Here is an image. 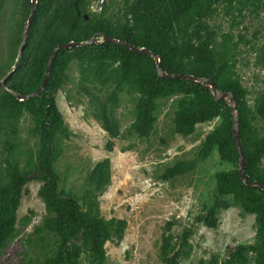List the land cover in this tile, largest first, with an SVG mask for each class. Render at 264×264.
I'll list each match as a JSON object with an SVG mask.
<instances>
[{
  "label": "rangeland",
  "instance_id": "rangeland-1",
  "mask_svg": "<svg viewBox=\"0 0 264 264\" xmlns=\"http://www.w3.org/2000/svg\"><path fill=\"white\" fill-rule=\"evenodd\" d=\"M132 2L93 0L88 12L130 26ZM35 5L27 28L31 0H0V93L27 73L26 48L45 39L44 17L33 25ZM206 23L215 47L231 56L229 69L246 90L250 122L258 136L264 135V0H223ZM206 36L200 28L186 37L197 44ZM100 43L97 37L84 44L87 55L69 61L66 79L54 94L63 119L53 164L59 189L73 194L110 231L100 260L83 245L82 232L69 239L62 249H75L76 255L68 264H168L171 257L176 264H264V235L256 215L243 210L242 199L228 185L218 188L215 173L233 169L231 163L212 149L192 170L173 177L165 173L180 160L199 158L204 136L220 120L198 124L187 135L177 133L172 120L182 97L177 94L154 100L152 127L139 136L134 123L144 98L119 82V61L95 63L92 55ZM32 127L25 109L11 121L0 112V175L10 162L20 171L36 164L40 145ZM39 188L32 179L25 184L14 234L0 245V264L67 261L45 227L52 214Z\"/></svg>",
  "mask_w": 264,
  "mask_h": 264
},
{
  "label": "trees",
  "instance_id": "trees-1",
  "mask_svg": "<svg viewBox=\"0 0 264 264\" xmlns=\"http://www.w3.org/2000/svg\"><path fill=\"white\" fill-rule=\"evenodd\" d=\"M93 0H36L33 25L44 17L45 39L33 43L23 53L27 73L19 74L6 84L0 93V112L9 120H17L25 109L31 115L32 131L39 140L36 164L28 171H20L13 162L7 164L0 175V245L13 236L16 210L25 184L29 180L40 183L39 196L51 212L45 227L58 240V253L63 252L68 260L76 250L63 251L64 244L78 232H82L83 245L100 260L104 256V241L109 237V224L98 216L83 210L77 198L59 189L58 176L53 164L57 157L59 134L63 133V119L58 111L54 94L66 79L69 61L86 56L89 45L58 50L53 58L48 80L36 95L19 100L15 94L27 95L35 91L43 80L51 51L59 43L84 42L105 34L118 38L136 47H144L160 58V69L165 73H185L206 77L213 81L218 92L227 91L235 100L237 130L245 158L243 172L250 181L264 184V135L258 136L250 122L251 114L244 97L246 90L238 77L229 69L231 56L217 49L212 30L206 19L216 3L223 0H133L129 13L134 20L130 26H116L107 19L95 17L88 12ZM87 15V18L84 17ZM206 30V38L197 44L191 42L197 29ZM177 29V30H176ZM183 32V35L178 33ZM92 55L95 63L119 61L118 80L139 93L143 103L136 111L134 129L139 136H147L153 123L154 100L181 94L173 115L174 130L187 135L198 124L219 119V124L208 132L202 141L199 158L180 160L169 167L167 177L192 170L199 159L215 149L221 160L234 168L217 171L218 188L229 186L230 192L241 199L243 210L256 215L264 235V191L243 185L238 176V155L232 133L233 115L225 99L215 100L203 83L185 78L163 77L157 73L156 63L148 53L134 52L129 48L102 41ZM149 63L145 64L143 59ZM0 66V76H1ZM261 110V109H260ZM52 264H59L58 257ZM168 264H176L174 258Z\"/></svg>",
  "mask_w": 264,
  "mask_h": 264
},
{
  "label": "water",
  "instance_id": "water-1",
  "mask_svg": "<svg viewBox=\"0 0 264 264\" xmlns=\"http://www.w3.org/2000/svg\"><path fill=\"white\" fill-rule=\"evenodd\" d=\"M36 3V0H31V4H32V9H31V12H30V15L28 17V21H27V28L30 24V21H31V18L33 16V6L34 4ZM84 17L87 18V15L84 14ZM102 41H108V42H111V43H115V44H120V45H123L127 48H129L131 51H134V52H145V53H148L151 57H153V59L155 60L156 62V70H157V73L163 77H170V78H185V79H190V80H193V81H196V82H200V83H203L204 86L210 90V92L212 93L213 95V98L215 100H221V99H225L228 103V106L231 110V113L233 115V122H232V133H233V138H234V143H235V150L237 152V155H238V159H239V162H238V169H237V172H238V176H239V179L241 181V183L247 187H253V188H259L261 190L264 191V184L259 182V181H250L248 180L246 177H245V174L243 172V169H244V165H245V158L243 156V152H242V149H241V146H240V142H239V137H238V130H237V112H236V109H235V100H234V97L227 91H223V92H218L215 88V85L213 83V81L209 78H206V77H196V76H193L191 74H185V73H165L163 72L161 69H160V58L158 56H156L153 52H151L150 50L144 48V47H136L132 44H129L125 41H122L118 38H115V37H110L108 35H105V34H102L100 35ZM94 39V36H91L87 41H84V42H74V41H69V42H66V43H59L57 44L54 49L51 51L50 53V57H49V60H48V63H47V67L45 69V72H44V76H43V80L42 82L40 83V85L38 86V88L27 94V95H19V94H15L16 97L19 99V100H24V99H27L28 97H32V96H36L42 89L43 87L45 86L47 80H48V77H49V73H50V69H51V66H52V62H53V58H54V55L55 53L60 50V49H63V48H71V47H74V46H81V45H84V44H87L89 43L90 41H92Z\"/></svg>",
  "mask_w": 264,
  "mask_h": 264
}]
</instances>
